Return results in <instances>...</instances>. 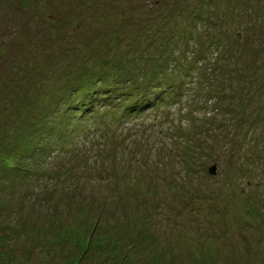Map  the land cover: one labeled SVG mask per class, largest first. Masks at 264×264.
Here are the masks:
<instances>
[{
	"label": "rangeland",
	"instance_id": "obj_1",
	"mask_svg": "<svg viewBox=\"0 0 264 264\" xmlns=\"http://www.w3.org/2000/svg\"><path fill=\"white\" fill-rule=\"evenodd\" d=\"M0 264H264V0H0Z\"/></svg>",
	"mask_w": 264,
	"mask_h": 264
},
{
	"label": "trees",
	"instance_id": "obj_2",
	"mask_svg": "<svg viewBox=\"0 0 264 264\" xmlns=\"http://www.w3.org/2000/svg\"><path fill=\"white\" fill-rule=\"evenodd\" d=\"M98 41H101V39H99ZM104 56L102 58H104ZM102 60H104V59H102ZM111 67L118 69L119 65L113 63V64H111ZM109 69H110V65H109ZM101 72H106V68L102 67ZM77 74H80V73L78 72ZM111 77H115V76H110L108 78H111ZM98 80L101 81L100 79H98ZM91 81L92 80L85 79L78 84V87H76L77 90H81L82 92H85L83 94V98H81L75 105H70V108L73 107L76 109V114L78 115V117H82L85 115V113H88L87 111L92 109L94 107V105L96 103H98L100 96H103V95H100L99 91L96 92V86L97 85H95V83L91 82ZM93 85H95V86L93 87Z\"/></svg>",
	"mask_w": 264,
	"mask_h": 264
},
{
	"label": "water",
	"instance_id": "obj_3",
	"mask_svg": "<svg viewBox=\"0 0 264 264\" xmlns=\"http://www.w3.org/2000/svg\"><path fill=\"white\" fill-rule=\"evenodd\" d=\"M209 171H210V173H214V167H211V168L209 169Z\"/></svg>",
	"mask_w": 264,
	"mask_h": 264
}]
</instances>
